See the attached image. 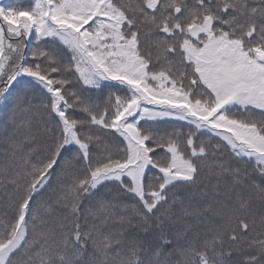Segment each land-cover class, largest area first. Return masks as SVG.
<instances>
[{
    "label": "snow or ice",
    "instance_id": "obj_1",
    "mask_svg": "<svg viewBox=\"0 0 264 264\" xmlns=\"http://www.w3.org/2000/svg\"><path fill=\"white\" fill-rule=\"evenodd\" d=\"M0 21V109L39 113L28 152L17 145L0 166L11 208L0 264H151L138 238L91 218L123 208L132 232L157 230L148 252L158 257L174 245L172 206L207 160L217 185L194 215L213 227L188 240L180 264H264V0H35L0 6ZM106 88L116 91L101 108L92 93ZM168 119L189 131L154 127ZM253 162L258 185L242 167ZM110 185L115 203L100 192Z\"/></svg>",
    "mask_w": 264,
    "mask_h": 264
},
{
    "label": "trees",
    "instance_id": "obj_2",
    "mask_svg": "<svg viewBox=\"0 0 264 264\" xmlns=\"http://www.w3.org/2000/svg\"><path fill=\"white\" fill-rule=\"evenodd\" d=\"M35 0H8L4 7L15 8V9H28L34 6ZM37 41L31 39L28 42V47L25 49V52L31 61V53L36 50ZM42 47H50L48 45H43ZM115 88H106L104 91H94L92 93V98L94 103H98L103 108L105 101L108 98L110 92H115ZM34 104H39V100L34 101ZM252 116L255 119L262 118V113L260 110L252 109ZM39 120V113L36 111H29L27 105L23 110L17 112L13 118L11 108L0 109V166L7 164L11 159V153L13 148L17 145L20 146L17 149V156L25 155L29 150V145L25 143V137L29 135L31 131L35 134V124ZM143 123V121L141 122ZM151 123V122H150ZM161 132H172L182 131L187 133L189 127L187 123L165 120L161 121L154 125ZM199 135V134H198ZM200 139L208 141L211 139V142L215 144L219 138L211 136V134H205L201 136ZM183 146V145H181ZM159 151H163L160 149ZM201 164V173L197 181V184L192 185L190 188L182 189L185 196H188V199L184 200V206L181 207L179 202L172 206L171 210V219L170 227L165 228V232L170 240L174 241L173 246L165 245L160 250V255L157 257L151 252H148V249L152 245V241L156 238L157 230L151 229L148 232H145L143 228H137L135 232L128 227L127 223L121 224L119 221V215H122L124 212L123 208L116 210L112 214V218H106L104 223H101L99 217L91 218L98 225H100V231L104 234H112L115 237H119L122 240H132L138 238V242L142 244L143 249L148 254L144 257L146 261H151V264H180V261L183 259L181 255L182 248L187 244L188 240H191L195 233L198 231L201 236L204 233L213 227V223L207 217L203 219H198L194 213L198 212L200 208H206L208 201L204 199L201 195V192H205L209 197L213 195L217 185V178L214 175V170L212 169V161H200ZM242 167L246 168L249 174L250 184L258 185L261 183V177L259 171H254L255 163L244 164ZM7 191L10 193L11 188H8ZM101 194L105 197L106 200L115 203L120 199V194L115 185H110L109 187L100 189ZM240 194L251 197L253 201L259 206L258 191L252 187L245 185L239 190ZM5 189L0 188V214L8 212L11 215V208L8 196L5 194ZM222 195L223 193H216ZM184 199V197H181ZM132 203V201H128ZM215 218V217H214ZM55 215L53 220H55ZM186 225H191L193 232L187 233L184 231ZM131 233V235H129ZM187 236V240L186 237Z\"/></svg>",
    "mask_w": 264,
    "mask_h": 264
},
{
    "label": "rangeland",
    "instance_id": "obj_3",
    "mask_svg": "<svg viewBox=\"0 0 264 264\" xmlns=\"http://www.w3.org/2000/svg\"><path fill=\"white\" fill-rule=\"evenodd\" d=\"M8 2V0H0V6H5V4ZM31 41V39L28 41V42H30ZM151 107V106H150ZM256 110H259V109H256ZM261 111V110H260ZM168 120H174V121H179V120H175V119H168ZM179 122H184V123H187V122H185V121H179Z\"/></svg>",
    "mask_w": 264,
    "mask_h": 264
}]
</instances>
